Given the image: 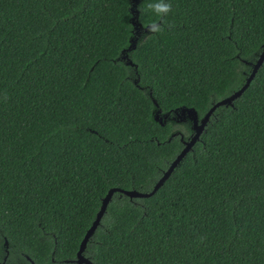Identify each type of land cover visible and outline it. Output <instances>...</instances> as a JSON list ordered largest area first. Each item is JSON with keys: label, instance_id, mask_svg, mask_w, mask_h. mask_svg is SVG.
I'll use <instances>...</instances> for the list:
<instances>
[{"label": "trees", "instance_id": "1", "mask_svg": "<svg viewBox=\"0 0 264 264\" xmlns=\"http://www.w3.org/2000/svg\"><path fill=\"white\" fill-rule=\"evenodd\" d=\"M263 43L264 0H0V260L76 264L107 190L150 191L191 135L173 111L241 87ZM83 254L264 264V59L153 194L113 193Z\"/></svg>", "mask_w": 264, "mask_h": 264}, {"label": "water", "instance_id": "2", "mask_svg": "<svg viewBox=\"0 0 264 264\" xmlns=\"http://www.w3.org/2000/svg\"><path fill=\"white\" fill-rule=\"evenodd\" d=\"M134 25H136V32L139 33V29L142 28V25L139 21L135 20L133 22ZM150 25H146L144 27V30L146 31ZM137 40V36L134 35L130 38V44L127 47V50L133 48L135 46ZM124 57H127V54L124 53ZM264 59V43L261 47L260 52L257 55L256 60L251 64V70L249 74L247 75L245 82L239 87L238 89L232 91L229 95L224 96L217 101H215L209 109L201 116L199 117L197 110L194 107H180L179 109H175L173 111L172 119H174L176 122H183L188 121L191 125L192 133L187 138L184 139L183 135L180 134V139L183 143V147L180 149V151L177 153V155L174 157V159L170 162L168 167L163 171L160 178L156 181V183L153 185L152 189L150 191H139L136 189H125L117 186L110 187L106 194L102 197L99 209L97 210L94 219L92 220L89 227L86 229L80 243L78 246V249L76 251V255L74 258V262L76 264H95L92 262L88 257H86L83 254V251L86 247V243L89 239V237L93 234L94 230L96 229L97 225L100 223V219L107 207L108 202L110 201L113 193L115 191H118L122 194H125L132 197H146L151 194H153L157 188L164 182L165 179H167L170 174L172 173L175 166H177L180 161L183 159L185 154L190 151L195 144L197 140H199L201 133L203 132L205 125L207 124L209 117L213 110L219 106V105H233V100L240 96V94L245 90V88L248 86L252 78L254 77L255 73L257 72L258 68L262 64V61ZM129 64H132V61L130 59L127 60ZM154 103L156 104V101L153 99ZM169 115V112L160 114V110H157L154 113V119L158 121L160 124H164L167 117ZM6 243V241H5ZM28 258L31 261V264H35V262L28 256ZM0 264H3V261H0Z\"/></svg>", "mask_w": 264, "mask_h": 264}, {"label": "clouds", "instance_id": "3", "mask_svg": "<svg viewBox=\"0 0 264 264\" xmlns=\"http://www.w3.org/2000/svg\"><path fill=\"white\" fill-rule=\"evenodd\" d=\"M155 7L158 9V10H164V11H166L167 10V8H168V5L167 4H157V5H155Z\"/></svg>", "mask_w": 264, "mask_h": 264}, {"label": "flooded vegetation", "instance_id": "4", "mask_svg": "<svg viewBox=\"0 0 264 264\" xmlns=\"http://www.w3.org/2000/svg\"><path fill=\"white\" fill-rule=\"evenodd\" d=\"M252 64V63H251ZM5 241H6V243H5ZM4 245H5V247H7V240L5 239L4 240ZM6 249V248H5ZM6 251H7V249H6ZM6 255L7 254H5L3 257H2V259L0 260V261H3V264H4V261H5V259H6ZM27 258H28V256H26ZM29 259V258H28Z\"/></svg>", "mask_w": 264, "mask_h": 264}, {"label": "rangeland", "instance_id": "5", "mask_svg": "<svg viewBox=\"0 0 264 264\" xmlns=\"http://www.w3.org/2000/svg\"><path fill=\"white\" fill-rule=\"evenodd\" d=\"M188 122V121H187ZM189 123V122H188ZM181 124V123H180Z\"/></svg>", "mask_w": 264, "mask_h": 264}]
</instances>
